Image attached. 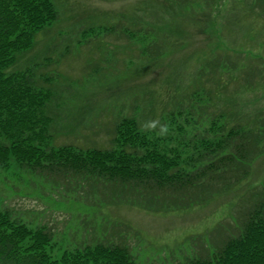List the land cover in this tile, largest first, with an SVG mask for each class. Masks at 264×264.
Here are the masks:
<instances>
[{"label": "rangeland", "instance_id": "rangeland-1", "mask_svg": "<svg viewBox=\"0 0 264 264\" xmlns=\"http://www.w3.org/2000/svg\"><path fill=\"white\" fill-rule=\"evenodd\" d=\"M51 1L57 20L7 71L33 68L38 83L53 92L54 145L108 147L113 126L125 116L177 139L173 112L189 134L185 140L192 135L198 145L194 138L208 134V118L220 111L264 128V0ZM154 47L165 50L154 60L140 53ZM224 64L235 68L224 70ZM201 66L204 75L222 72L227 88L196 80ZM193 90H201L199 98L184 99ZM260 136L259 153L235 185L183 193L187 200L182 194L153 199L150 208L116 202L105 187L77 177L45 179L11 160L0 167V210L31 229L48 230L55 260L86 244L115 242L128 247L135 264H187L210 256L238 233L245 213L264 202L263 131Z\"/></svg>", "mask_w": 264, "mask_h": 264}, {"label": "trees", "instance_id": "trees-1", "mask_svg": "<svg viewBox=\"0 0 264 264\" xmlns=\"http://www.w3.org/2000/svg\"><path fill=\"white\" fill-rule=\"evenodd\" d=\"M57 18L51 0H0L1 168L14 160L20 168L45 179L77 177L105 187L116 202L146 208L152 206L153 199L159 202L168 195L176 200L182 194L179 199L187 200L183 193L217 191L222 184L230 187L248 174V162L259 153L264 128L258 123H244L233 110L234 114L220 111L208 118L209 125L204 129L208 134L194 138L199 145L191 142L192 135L185 140L189 134L184 136L185 128L176 123L174 112L171 123H175L177 139L164 136L169 131L143 126L136 116H125L113 126L108 147L54 145L50 130L53 118L48 114L53 92L38 83L33 68L7 70L19 55L33 47L38 32ZM162 49H142L140 53L154 60L164 53ZM229 66L222 67L227 70ZM203 68H198L196 80L206 78L204 82L213 89L223 86L222 72L204 75ZM170 83L168 80L166 84ZM198 91L201 90H193L184 99L199 98ZM204 91L210 97L223 96L222 90ZM230 117H235L232 124ZM184 154L190 156L183 157ZM51 239L52 234L45 228L31 229L8 211L0 210V264H135L128 247L115 242L86 244L63 252L55 260L48 251ZM187 264H264L263 200L245 213L237 234L226 237L210 256L192 258Z\"/></svg>", "mask_w": 264, "mask_h": 264}]
</instances>
